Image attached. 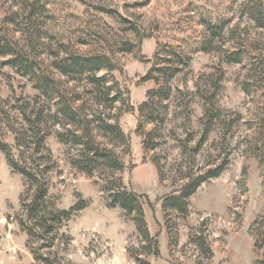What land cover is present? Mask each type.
I'll return each mask as SVG.
<instances>
[{"label":"rangeland","instance_id":"obj_1","mask_svg":"<svg viewBox=\"0 0 264 264\" xmlns=\"http://www.w3.org/2000/svg\"><path fill=\"white\" fill-rule=\"evenodd\" d=\"M242 2L53 0L50 5L54 18L48 26L63 34L70 43H73L70 33L77 28L93 36L94 44L75 45V52L80 55L106 54L112 59L115 70L109 77L118 83L133 109L131 112L116 111L120 114L119 125L130 140L129 153H121L125 164L121 178L127 190L146 196L150 202L144 206L145 220L150 234L157 236L160 247L159 257H144L150 264H257L260 260L254 251L250 228L264 214V164L256 156L245 154L243 142L245 135L252 134L247 130L246 121L253 118L264 102V90L249 95L243 92L242 84L250 80L247 59L242 65H229L219 52L205 54L198 51L204 35L202 22L228 20L230 27H239V38L235 42L226 37L219 45L232 49L242 43L248 55L257 56L264 33L241 16ZM9 6L7 0H0V28L18 42L20 48L25 49L26 37L15 33L14 27L3 24ZM130 25L135 26L137 32L127 31ZM121 42L135 46L133 53H121ZM160 44L172 46L189 55L191 62L172 82L173 95L167 102L163 143L157 151L144 153L142 139L137 134L138 107L147 100V92L156 88L153 81H145V77L153 67L154 55ZM44 51L38 45L37 59L43 71H50L53 59ZM218 69L224 73L218 105L226 112L241 114L243 120L229 141L232 153L226 171L197 190L190 199L187 218L169 221L168 226H176V237L172 236L176 245L172 247L161 208L162 199L178 190L182 184L177 175L180 152L171 132L183 135L180 114L186 103L191 113L192 127L197 130L202 104L192 94H195L197 85L203 87L208 76ZM105 74L98 73L99 76ZM54 76L62 82L66 81L57 73ZM79 78L75 77L67 84L68 90L79 93L84 90L85 82ZM178 91L191 95L184 98ZM14 94L31 97L36 92L26 78L20 77L9 67H0V100L10 99ZM143 127L147 131L152 128L145 123ZM6 140L13 142L10 136ZM217 140L216 133L211 135L204 156L207 152L218 156L216 151L210 149V144ZM46 146L56 166L48 178L49 194L56 206L69 209L79 198L88 204L62 229L61 232L71 241L68 245L60 241L53 249V256L61 259L62 264H135L129 251L140 247L139 237L133 223L119 209L107 208L106 196L101 192L103 181L77 172L70 164L74 151L59 143L55 136L47 139ZM153 156L164 167L165 181L159 179L151 162ZM24 191L23 179L12 173L0 154V264H38L30 255L27 236L20 230L17 221L19 198ZM200 234L212 251L209 260L189 241Z\"/></svg>","mask_w":264,"mask_h":264},{"label":"trees","instance_id":"obj_2","mask_svg":"<svg viewBox=\"0 0 264 264\" xmlns=\"http://www.w3.org/2000/svg\"><path fill=\"white\" fill-rule=\"evenodd\" d=\"M52 1L7 0L10 6L3 24L14 27L15 33L26 37L25 49L20 48L18 42L0 28V67H9L20 77L26 78L36 92L31 97L14 94L10 99L0 100V154L12 173L23 179L25 186L19 198L18 225L27 236V248L34 262L62 264L61 259L53 256V249L60 241L69 244L71 238L61 231L88 204L79 198L69 209H59L50 197L48 178L56 166L46 141L55 136L59 143L74 151L70 164L77 172L103 181L101 192L106 196L107 208L119 209L133 223L140 241L139 248L129 251L135 264H150L144 257L160 256L157 236L150 234L145 220L144 206L150 202L146 196L127 190L121 178L125 170L121 153H129L130 140L119 125V113L133 109L118 83L109 77L115 70V64L108 55H80L75 52V45L89 46L95 43L91 33L77 28L70 33L73 39V43H70L63 34L48 26L54 18V11L50 8ZM240 8L241 16L264 33V0H243ZM202 25L204 35L198 51L205 54L219 52L229 65H242L247 59L250 80L242 84L243 92L249 95L264 90V41L259 46L257 56L248 55L242 43L232 49H224L219 44L226 37L236 42L240 35L239 27H230L228 20H204ZM127 31L137 32L133 25ZM38 45L43 51L45 49L43 53H48L53 59L50 71L42 70L36 53ZM134 48L128 42H121L119 51L131 54ZM190 62L189 55L172 46L159 45L153 67L145 77V81H153L156 88L147 92V100L138 107L137 134L142 139L144 153L157 151L163 143L167 102L173 95L172 82L189 67ZM99 72L106 74L99 76ZM55 73L66 81L56 79ZM78 76L80 81L83 79L85 82L81 93L67 88V84ZM223 80L224 73L218 69L208 76L203 87L197 85L195 94H192L202 104L197 130L192 127L191 113L186 103L180 114L183 135L171 132L180 152L177 175L182 184L178 190L162 199L161 208L172 247L176 245L173 239L176 237V226H168L169 221L187 218L190 199L197 190L203 184L219 178L230 164L232 150L229 141L243 117L219 107L217 98ZM178 93L183 95L180 91ZM188 95L191 94L183 96L186 98ZM142 121L152 128L145 130ZM246 123L247 130L252 134L244 137V152L256 156L264 164V102ZM214 133L218 135V140L210 144V149L216 151L218 156L209 152L204 156ZM9 136L12 143L6 140ZM151 162L160 181H165L164 167L159 159L153 156ZM250 235L254 241V251L260 256L257 264H264V214L254 221ZM189 241L207 260L212 258V251L204 236L200 234Z\"/></svg>","mask_w":264,"mask_h":264}]
</instances>
